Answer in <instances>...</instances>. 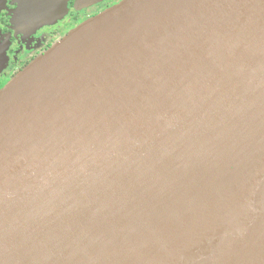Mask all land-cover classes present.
<instances>
[{"label":"water","instance_id":"95a60500","mask_svg":"<svg viewBox=\"0 0 264 264\" xmlns=\"http://www.w3.org/2000/svg\"><path fill=\"white\" fill-rule=\"evenodd\" d=\"M0 264H264V0H121L0 88Z\"/></svg>","mask_w":264,"mask_h":264},{"label":"flooded vegetation","instance_id":"af4514ba","mask_svg":"<svg viewBox=\"0 0 264 264\" xmlns=\"http://www.w3.org/2000/svg\"><path fill=\"white\" fill-rule=\"evenodd\" d=\"M75 1L77 0H67L70 12L62 20L54 24L43 25L33 31H22L15 27L12 22L11 12L16 8V3L13 0L6 1V9L0 12V33L8 41L7 55L9 59L2 77L12 78L24 66L43 54L52 44L67 34L77 20L85 19L86 15L92 12V16H95L97 12L104 11L121 0H107L97 3L94 8L89 9L91 11H86L82 16H80L77 8L73 10L74 6H76ZM39 41V45L25 55L24 48L34 47Z\"/></svg>","mask_w":264,"mask_h":264},{"label":"rangeland","instance_id":"374dc122","mask_svg":"<svg viewBox=\"0 0 264 264\" xmlns=\"http://www.w3.org/2000/svg\"><path fill=\"white\" fill-rule=\"evenodd\" d=\"M104 1H107V0H77V1H75V2H76V3H75L76 6H74V9H73V10H75V8H77V10H78L79 13H80V16H82V14L85 13L86 11H87V12L91 11V10H89V9L94 8V7H95V4H97V3H101V2H104ZM69 12H70V10H69V8H68V6H67V12L64 14V16H63L61 19H58V20L56 21V23H57L58 21L62 20V19L67 15V13H69ZM101 12H102V11H101ZM101 12H100V11L97 12L96 15L99 14V13H101ZM92 15H93V12L87 14L85 19L77 20V21L73 24V26H72L71 29H73L74 27H76L77 25H79L80 23H82L83 21H85V20L91 18ZM92 17H93V16H92ZM48 25H50V24H48ZM71 25H72V24H71ZM71 29H70V30H71ZM2 39H3V41H5L6 44H8V41H7L5 38L2 37ZM58 40H59V39H58ZM39 43H40V41H39L38 43H36V44L34 45V47H33V46H31V47H25V48H24V49H25V50H24L25 55H26V53L29 54V52L32 51L35 47H37V46L39 45ZM7 56H8V55H7ZM8 59H9V58H8ZM6 68H7V65H6L4 68L2 67V69H1V71H0V88H2V87H3V86H4V85H5V84L11 79V78L8 79V77H2V75H3L4 71L6 70Z\"/></svg>","mask_w":264,"mask_h":264},{"label":"trees","instance_id":"16d2710c","mask_svg":"<svg viewBox=\"0 0 264 264\" xmlns=\"http://www.w3.org/2000/svg\"><path fill=\"white\" fill-rule=\"evenodd\" d=\"M25 67V66H24Z\"/></svg>","mask_w":264,"mask_h":264}]
</instances>
